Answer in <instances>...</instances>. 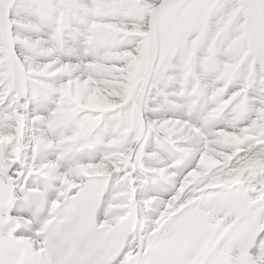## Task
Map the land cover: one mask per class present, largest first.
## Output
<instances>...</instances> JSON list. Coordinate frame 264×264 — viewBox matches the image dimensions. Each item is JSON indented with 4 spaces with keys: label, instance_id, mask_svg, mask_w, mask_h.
<instances>
[{
    "label": "snow or ice",
    "instance_id": "obj_1",
    "mask_svg": "<svg viewBox=\"0 0 264 264\" xmlns=\"http://www.w3.org/2000/svg\"><path fill=\"white\" fill-rule=\"evenodd\" d=\"M0 264H264V0H0Z\"/></svg>",
    "mask_w": 264,
    "mask_h": 264
}]
</instances>
